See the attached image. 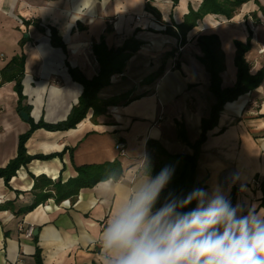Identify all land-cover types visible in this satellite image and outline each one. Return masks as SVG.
<instances>
[{"label": "crops", "instance_id": "crops-1", "mask_svg": "<svg viewBox=\"0 0 264 264\" xmlns=\"http://www.w3.org/2000/svg\"><path fill=\"white\" fill-rule=\"evenodd\" d=\"M201 2L0 0V68L17 54L26 55L23 93L25 103L32 107L29 118L35 121L43 118L56 123L68 117L83 85L72 79L67 63L88 78L95 76L99 63L93 53L94 41L104 36L106 44L114 48L130 37L143 43L124 72L114 75L111 84L100 92L103 99L126 93L140 98L109 107L97 122L92 120L91 109L73 129L35 130L26 142L27 153L54 156L34 159L21 167L10 187L0 178V264H34L37 244L44 264H99L96 239L113 207L111 198H105L98 183L82 189L74 201L56 203L49 199L33 211L18 215L33 201L32 175L66 181L77 175L75 166L119 159L126 179L132 181L144 156L150 160L155 176L160 167L173 166L161 150L173 155L192 154L193 150L179 138L177 122L183 125L188 141L195 143L202 119L209 116L215 101L209 91V75L198 59L201 51L195 39L200 33L217 30L222 34L227 52L223 87L235 82V48L228 42L244 39L249 29L254 34L252 72L262 66L264 16L254 0L245 3L231 20L207 16L181 42L176 25L183 22L190 7L197 10ZM260 2L264 5V0ZM148 3L161 13L160 17L147 10ZM254 12H258L259 20L252 16ZM25 20L38 21L39 26H26ZM49 27L57 28L67 45L66 52L51 44ZM108 27L111 30L107 32ZM22 38L28 39L23 47L19 44ZM162 67L164 72L157 80L144 83ZM14 86V81L0 86V168L17 156L20 136L30 128L29 120L18 111ZM250 100H257L259 106L254 108ZM118 143L123 151L117 149ZM195 179L209 194L218 187L231 200L234 192L233 205L264 208V82L225 106L218 125L208 132L200 148ZM257 179L260 185L254 183ZM30 227L33 236L29 237Z\"/></svg>", "mask_w": 264, "mask_h": 264}, {"label": "trees", "instance_id": "trees-1", "mask_svg": "<svg viewBox=\"0 0 264 264\" xmlns=\"http://www.w3.org/2000/svg\"><path fill=\"white\" fill-rule=\"evenodd\" d=\"M251 0H202L197 10L190 7L189 12L185 15L183 22L177 24L178 35L181 36V42H185L187 34L193 30L198 22L209 15L222 16L227 20H231L241 9V7ZM264 16V5L260 0H254ZM147 10L156 16L161 13L149 3ZM252 16L259 20L258 12H254ZM26 26L35 24L39 26L38 21H24ZM51 34L50 40L54 47H60L65 52L67 45L59 31L55 27H49ZM111 28H107V32ZM254 34L251 29L244 39L234 38L231 40L235 48L233 54V69L235 82L231 87H223L222 73L227 70V52L224 47L222 34L217 30H205L196 37V44L200 48L201 55L199 61L205 67L209 75V91L213 95L215 101L211 106L208 117L202 119L201 134L195 143H190L187 138L186 131L181 123L177 122L179 138L186 143L192 150V154H169L165 150H161V154L173 163L174 174L168 186L161 194L159 207L165 202L166 198L172 194L176 197H183L190 193L193 189H204V184L197 182L195 179V169L197 166L198 156L202 144L207 140L208 132L213 130L219 123V118L228 103L238 100L241 96L255 91L264 82V62L262 66L255 72H252V65L247 55L253 49ZM28 39L22 38L19 42L20 46H24ZM143 43L135 37H130L124 43L117 47H109L101 37L100 41H94L92 44L93 53L99 63V71L92 78H88L78 68L72 67L67 63L69 73L74 81L83 85V92L79 97L78 103L72 108L68 117L56 123L46 122L43 118L35 121L29 118L30 128L22 134L19 139V148L17 156L12 159L6 167L0 168V178H3L5 184L10 187L11 179L17 174V171L27 166L34 159H49L54 155H29L27 153L26 142L32 133L40 128L49 131H64L75 128L86 117L92 109V120L97 122L98 118L108 112L111 106H117L120 103L130 102L140 98L130 97L129 93L114 96L108 99L100 97V92L111 84L112 77L116 74L124 72L128 61L137 53ZM26 55L24 53L17 54L3 67L0 68V86L6 82H15L14 89L18 94V111L30 113L31 105L25 103L26 96L23 93V78L25 74ZM164 72L162 67L155 75L148 76L144 83L151 84L157 80ZM143 96V95H141ZM163 167H160V171ZM77 175L66 181L62 178L56 180L45 174L39 176L32 175L34 184L31 189L33 201L29 206L17 212L18 215L26 214L33 211L39 205L44 204L49 199H53L56 203L65 200L74 201L78 197L80 191L84 188H93L101 180L106 178L110 173L119 174L123 172L122 163L119 159L100 164H84L75 166ZM234 192L231 196V202H234ZM196 207L193 202L189 208L184 211L191 210ZM36 244L37 236L34 237ZM34 264H44L42 250L36 245L33 255Z\"/></svg>", "mask_w": 264, "mask_h": 264}, {"label": "clouds", "instance_id": "clouds-1", "mask_svg": "<svg viewBox=\"0 0 264 264\" xmlns=\"http://www.w3.org/2000/svg\"><path fill=\"white\" fill-rule=\"evenodd\" d=\"M174 170L153 176L144 156L134 180L121 172L99 182L113 201L96 239L99 264H264V208L233 205L218 187L170 194L157 207Z\"/></svg>", "mask_w": 264, "mask_h": 264}, {"label": "built area", "instance_id": "built-area-1", "mask_svg": "<svg viewBox=\"0 0 264 264\" xmlns=\"http://www.w3.org/2000/svg\"><path fill=\"white\" fill-rule=\"evenodd\" d=\"M179 51L181 50V47H179V49H178ZM261 52L262 53H264V48L263 49H261ZM250 103H251V105L254 107V108H257L259 105H258V102H257V100H250ZM116 147H117V149H119L120 151H123V145L121 144V143H118L117 145H116ZM254 183L256 184V185H260L261 184V182L257 179V180H255L254 181ZM27 236H33V228L32 227H30L28 230H27Z\"/></svg>", "mask_w": 264, "mask_h": 264}, {"label": "rangeland", "instance_id": "rangeland-1", "mask_svg": "<svg viewBox=\"0 0 264 264\" xmlns=\"http://www.w3.org/2000/svg\"><path fill=\"white\" fill-rule=\"evenodd\" d=\"M244 31H245V29H244ZM243 32V31H242ZM247 32V31H246ZM247 35H248V33H247ZM237 36H239V34H237ZM239 39H243V38H240V37H238ZM262 38V36L260 37V41L263 43L264 42V40L263 39H261ZM259 41V42H260ZM231 43V41H229L228 42V44H230ZM227 44V43H226ZM227 46V45H226ZM264 48V47H263ZM262 48V49H263ZM253 50V49H252ZM261 51V50H260ZM252 52V51H251ZM251 52L247 55V57H248V59H249V61L251 62V64H252V66L254 65V60H252V58H251ZM264 55V54H263ZM262 62H264V59L262 60Z\"/></svg>", "mask_w": 264, "mask_h": 264}, {"label": "water", "instance_id": "water-1", "mask_svg": "<svg viewBox=\"0 0 264 264\" xmlns=\"http://www.w3.org/2000/svg\"><path fill=\"white\" fill-rule=\"evenodd\" d=\"M26 37H27V35H26ZM20 115L22 116V118L23 119H25V120H29V113H27V112H25V111H21L20 112ZM37 232H35V234H36Z\"/></svg>", "mask_w": 264, "mask_h": 264}]
</instances>
